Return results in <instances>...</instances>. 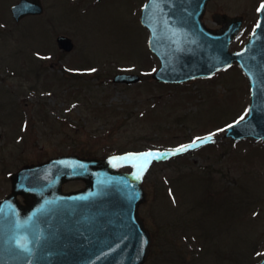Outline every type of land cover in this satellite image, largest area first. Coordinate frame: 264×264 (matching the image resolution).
<instances>
[{
    "label": "rangeland",
    "instance_id": "rangeland-1",
    "mask_svg": "<svg viewBox=\"0 0 264 264\" xmlns=\"http://www.w3.org/2000/svg\"><path fill=\"white\" fill-rule=\"evenodd\" d=\"M17 1L0 0L5 78L0 84L7 89L0 87V119L10 124L0 123V145L8 142L5 132L11 137L22 121L33 123L20 147H0V184L11 187L7 169L69 149L72 141L81 155L124 152L118 165L133 171L138 162L128 159L130 151L189 145L200 137L204 144L194 153L188 148L168 163L166 157L153 159L143 172L147 201L141 210L154 230L147 264H259L264 258V142L225 137L227 127L250 107L251 85L240 65L181 85H161L151 76L159 61L141 21L146 0H44V14L19 25L10 10ZM262 2L212 0L211 14L245 17L232 50L247 43ZM211 18L206 22L214 26ZM58 33L75 43L61 61ZM80 64L86 73L72 79L68 69ZM121 71L141 74L142 81L115 83L112 78ZM209 135L211 140L204 141ZM82 186L73 181L64 189Z\"/></svg>",
    "mask_w": 264,
    "mask_h": 264
},
{
    "label": "water",
    "instance_id": "water-1",
    "mask_svg": "<svg viewBox=\"0 0 264 264\" xmlns=\"http://www.w3.org/2000/svg\"><path fill=\"white\" fill-rule=\"evenodd\" d=\"M207 3L148 1L142 21L161 60L153 77L182 82L239 63L252 84L251 107L228 127L227 136L263 139L264 11L245 47L232 52L242 16L216 13L214 19L224 26L211 29L201 21ZM12 9L17 20L44 11L41 0H22ZM58 40L65 49L73 46L68 37ZM114 80L133 83L139 76L121 73ZM136 172L119 171L110 158L76 154L22 167L11 176L13 192L0 201V264H145L153 238L139 212L146 196L143 176ZM73 179L86 185L65 192L63 184ZM20 193L26 203L17 200ZM17 240L30 251L17 247Z\"/></svg>",
    "mask_w": 264,
    "mask_h": 264
},
{
    "label": "flooded vegetation",
    "instance_id": "flooded-vegetation-1",
    "mask_svg": "<svg viewBox=\"0 0 264 264\" xmlns=\"http://www.w3.org/2000/svg\"><path fill=\"white\" fill-rule=\"evenodd\" d=\"M44 1V0H43ZM34 16H40V15H36V14H34V15H29V16H26V17H24L21 21H17V20H15L16 21V23H17V25H19V24H21V23H23V21H26L25 19L26 18H33ZM208 16V15H207ZM61 33H58L57 35H56V37H55V40H56V43H57V46H58V40H57V37L60 35ZM74 49V48H73ZM72 49V50H73ZM59 50H60V53L58 54V60L59 61H61L62 59H64V58H66L67 57V55L70 53V51H65V50H61L60 49V47H59ZM58 53V52H57ZM24 66H25V64L23 65V68H24ZM22 68V69H23ZM74 69L75 70H79V69H85V67H84V65L82 66L81 64H80V66L79 67H74ZM38 70L39 69H34V70H32L31 72H33L34 71V73H35V76L36 75H39V73H38ZM70 70V69H69ZM71 71V70H70ZM69 71V73L70 74H72L71 72ZM20 72V71H19ZM22 72V71H21ZM12 73H15V71L14 72H12ZM0 74H2V72L0 71ZM81 73L80 72H76L74 75H75V77H74V79H79V75H80ZM31 75V74H30ZM4 74H2V76L0 77V83H2L3 81H4ZM1 86H5V85H1L0 84V87ZM5 89H6V86H5ZM7 90V89H6ZM1 121H4V119H0V123H2V124H8L9 125V127H10V124L9 123H5V122H1ZM6 122H10V118L8 117L7 119H6ZM22 123V124H21ZM20 124H21V128L19 129L18 127H17V133L15 134V135H11V137L9 136V134H10V131H8V132H5V134L7 135L8 134V136H6V137H4L5 138V140H8V142L6 143V144H4V145H0V147L2 148V149H4V150H6L7 148H8V145H12V146H15V147H20L22 144H23V142L25 141V140H27L28 139V132H27V129L30 127L29 125H31V123H33V120L32 119H30L29 118V120H28V124H26V125H24L23 124V121L21 122ZM16 137H17V139H16ZM13 141H15V142H13ZM75 141H72L71 143H70V145H71V147L69 148V149H58V150H56L55 152H52L51 154H49V155H46V156H40L39 158H36V159H29L28 161L27 160H24L23 162H21V163H19V165L18 166H14V167H12V168H9V169H7L6 170V172H5V174H6V176H7V178H9V175L12 173V172H15V171H17V170H19V167L20 166H22V165H24V164H27V163H30V162H32V161H35V162H40V161H43V160H46V159H49V158H51V156H56V155H61V154H63V153H68V154H72V153H77L78 152V146L76 145V142L74 143ZM2 152H3V150H2ZM11 152V151H10ZM19 152L20 151H18V153H17V155L19 154ZM3 153H5V152H3ZM4 157H5V159H7L6 158V156H5V154H4ZM9 159H7V161H8ZM8 168V167H7ZM10 193V191H9V187H5V186H3V185H1L0 184V199L2 198V197H4V196H6V195H8Z\"/></svg>",
    "mask_w": 264,
    "mask_h": 264
},
{
    "label": "snow or ice",
    "instance_id": "snow-or-ice-1",
    "mask_svg": "<svg viewBox=\"0 0 264 264\" xmlns=\"http://www.w3.org/2000/svg\"><path fill=\"white\" fill-rule=\"evenodd\" d=\"M257 11H264V2H262L260 8H258ZM257 26H259V25H257ZM93 71H94V69H93ZM241 119H243V117H241ZM199 140H201V138L197 137L195 140L192 141V144L179 146L177 149H175V151L172 154L174 155L176 153L186 151L188 148H191L193 145H195L197 143V141H199ZM210 140H211V135L204 138V141H210ZM165 155H166V153H161L159 151H155V152L154 151H148L145 153L134 154V155L128 157V159L136 160L138 162L135 165L137 167L138 171L136 173H134V175H136L137 178H139L143 175V172L146 170L148 164L151 162V160L153 158L160 159ZM16 246L21 248V250H23V251H26V252L30 251L28 245L27 244L22 245L19 240L16 241Z\"/></svg>",
    "mask_w": 264,
    "mask_h": 264
}]
</instances>
